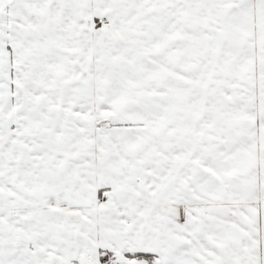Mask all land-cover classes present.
Wrapping results in <instances>:
<instances>
[{
  "label": "snow or ice",
  "instance_id": "snow-or-ice-1",
  "mask_svg": "<svg viewBox=\"0 0 264 264\" xmlns=\"http://www.w3.org/2000/svg\"><path fill=\"white\" fill-rule=\"evenodd\" d=\"M0 264H264V0H0Z\"/></svg>",
  "mask_w": 264,
  "mask_h": 264
}]
</instances>
